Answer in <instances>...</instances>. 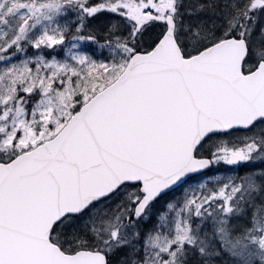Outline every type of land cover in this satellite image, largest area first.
Segmentation results:
<instances>
[{"label": "snow or ice", "instance_id": "1", "mask_svg": "<svg viewBox=\"0 0 264 264\" xmlns=\"http://www.w3.org/2000/svg\"><path fill=\"white\" fill-rule=\"evenodd\" d=\"M0 264H264V0H0Z\"/></svg>", "mask_w": 264, "mask_h": 264}]
</instances>
